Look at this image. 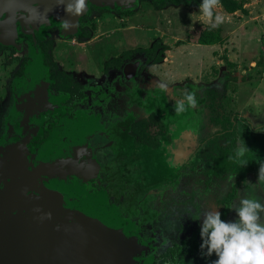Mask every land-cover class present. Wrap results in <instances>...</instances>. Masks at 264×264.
<instances>
[{"label": "flooded vegetation", "instance_id": "1", "mask_svg": "<svg viewBox=\"0 0 264 264\" xmlns=\"http://www.w3.org/2000/svg\"><path fill=\"white\" fill-rule=\"evenodd\" d=\"M149 1L160 13L169 5L197 8L172 3L157 8ZM39 4L0 12V264H64L58 236L66 229L58 225L60 232L52 231L61 222L98 233L101 225L107 264L116 235L119 251L131 252L129 264L211 263L201 250V230H194L210 208L225 221L226 197L212 206L204 197L216 198L231 175L237 181L235 173L215 170L228 139L212 122L217 111L209 98L179 115L170 103L183 98L185 89L207 98L210 88L192 82L182 89L169 86V80L176 82L169 65L174 60L165 58L172 48L162 40L130 50L120 39L126 49L115 55L111 7L88 1L66 31L67 19L52 11L40 16ZM102 16L108 25L100 40L93 36ZM68 41L77 44V54L65 47ZM155 43L167 49L152 52ZM153 116L146 129L156 138V149L139 144L137 134ZM143 153L155 156L160 166L152 165L150 172L161 179L168 174L171 181H145ZM187 231L191 235L185 238Z\"/></svg>", "mask_w": 264, "mask_h": 264}, {"label": "rangeland", "instance_id": "2", "mask_svg": "<svg viewBox=\"0 0 264 264\" xmlns=\"http://www.w3.org/2000/svg\"><path fill=\"white\" fill-rule=\"evenodd\" d=\"M95 5L99 8L111 7V30L113 28L116 29L115 33H112L111 39H114L113 43L118 47L115 55L121 54V52L126 49L123 46L132 50L135 49L136 46L146 47L150 46L156 40H162L164 44L168 45L169 48H172L167 52L165 57L167 60H174L172 64L168 63L169 65H173L171 67V79H175L176 82L181 80L177 83L174 82V80H169L172 81L168 84L169 86L178 84L179 88L182 89V87L186 86L189 82H192L197 86H206L210 88L208 98L211 99L212 96L217 95V106L222 104V107H219L218 109H225L227 111H233L234 113L240 110V103L243 102H249L255 106H263L264 98L261 97V94L258 96H252L253 94L251 90L258 84V81L250 82V84L248 81L241 83V80L239 82V78L243 76L241 74L244 70L247 71V75L252 74L251 78L254 79L258 77V73L260 72L250 71V69L253 66V61L258 63L264 58L262 56V52L264 53V41L262 39L264 38V0H249L247 4L248 6H246L248 14L239 12L238 14L229 15L224 11L222 6L217 9V11L225 17V22L222 23L223 31L224 35L228 36V41L222 46H206L197 43L199 32L203 25H205L200 20L198 14L199 8L188 9L185 7H173L169 5L166 10L160 13L154 9L153 4L149 0H135L131 3H123L121 5L117 3H114L113 5L95 3ZM122 11H134L135 14L134 16H128ZM193 13L197 14L192 15ZM107 21L106 16L101 17L97 23L99 24L98 31L94 33L95 35L93 37L101 36L100 40L103 38L104 30H106L108 25ZM242 22H245L244 26H242ZM119 28L131 29L122 31ZM115 39L117 40L115 41ZM120 39L123 42V46L121 45L122 43ZM66 44L73 46L74 48L67 47ZM64 45L76 53L75 48L77 47V44L73 45V42L68 41ZM83 49L86 51L90 50L88 45L84 46ZM224 55H227L228 58H233L236 64L234 63V65L227 66L222 58ZM217 58L220 61H218ZM258 58L262 59L259 60ZM240 65L242 66L239 67ZM186 77H191V79H183ZM241 85H243L242 95L240 94L241 91H239ZM165 86L167 85L165 84ZM168 88L171 89L172 87ZM177 95L179 94L177 93ZM173 101L174 100L170 102L171 106L173 105ZM208 114L209 112L206 111V117H208ZM262 115L264 116V113ZM247 127L249 130L246 128L245 131L239 130L238 133H230L228 136L240 134L239 137H250V141L246 145L249 149L254 151L257 142L252 144V141L254 138L259 140L260 137L258 136L259 134L251 133L253 132L251 126ZM230 151L227 149L224 150V152L228 154H231ZM233 153L235 154V151H233ZM259 155L261 157L259 156V158L255 160L254 152L250 153L248 159L251 162H249L246 167L241 168V166L239 167L235 165L231 173L236 174L237 181H230L228 177L226 187H223L221 192H217L216 198H209V196L204 197L205 200L210 202L211 206L215 205V203H213V201H215L214 199L226 197V222L238 219L237 214L232 207L236 202L238 203L239 198L244 194L246 187L244 182L249 181L251 183H258L259 171L255 169L253 170L251 167L253 166V163H257V160L264 161L262 158L263 154L259 153ZM254 160L255 162H253ZM176 161L177 160L174 162L176 165L185 162V160H180V162L177 163ZM197 162L199 163L200 161L197 160ZM156 166L160 168L159 164H156ZM248 172L254 173L250 175ZM193 193L190 195V199L193 198ZM214 194H216V192ZM250 194L264 200V188L258 187L255 193ZM168 197L172 198V196ZM187 205H189L188 202ZM203 207L205 206H200L199 209L202 210ZM191 219L190 223L194 221V218ZM199 230H201V227H197L194 231ZM180 231L183 230L181 229ZM190 235L191 233L187 231L186 234L184 232L183 237L186 238ZM211 258L212 260L209 264H212V261L218 257L213 254Z\"/></svg>", "mask_w": 264, "mask_h": 264}, {"label": "clouds", "instance_id": "3", "mask_svg": "<svg viewBox=\"0 0 264 264\" xmlns=\"http://www.w3.org/2000/svg\"><path fill=\"white\" fill-rule=\"evenodd\" d=\"M58 3L70 16H79L86 11L88 0H58ZM220 7L221 0H202L199 5L200 20L210 30L225 22V17L217 11ZM195 14L197 13L192 15ZM63 27L67 31L73 25L71 21L65 20ZM198 106L196 90L185 89L183 98L173 101V109L177 115ZM252 152L240 138L235 155L229 159L243 168L251 162L248 156ZM256 162L259 163L258 183L245 181L244 194L232 207L238 219L226 222L215 208L202 214L204 219L200 233L203 240L201 250L204 252L206 249L204 255L208 257L213 254L218 257L212 264H264V200L250 194L255 193L258 187L264 188V161ZM229 180L235 181V176H229Z\"/></svg>", "mask_w": 264, "mask_h": 264}, {"label": "trees", "instance_id": "4", "mask_svg": "<svg viewBox=\"0 0 264 264\" xmlns=\"http://www.w3.org/2000/svg\"><path fill=\"white\" fill-rule=\"evenodd\" d=\"M151 1L154 3V5L157 8L164 7V6L168 5L169 3L179 5V6L197 7L198 8L199 5L202 3V0H169L167 2H165V1L161 2L160 0H151ZM248 1L249 0H221V6L227 14L234 15L237 12H241L243 14H248V10L246 9V5L248 4ZM133 13H134V11H129V12H127V15H131ZM227 41H228V36L224 35L223 24H221L219 27H217L215 29H211V30L209 29V27L207 25H203V27L201 28V30L199 32L198 38H197V43H199L200 45H206V46H210V45L211 46H215V45L222 46ZM159 49H160V53H163L167 48L161 47V45L159 43H155L152 52H154L155 50L157 51ZM150 52H147V53L150 54ZM160 53H158V54H160ZM222 58L225 61V64L227 66L234 65V63L230 62L227 55H224ZM161 60H162V58H158V61H161ZM244 79L246 80L247 78H244ZM197 100H198V104H203L205 102L208 103V97L202 98L199 94H197ZM210 101H211L210 102L211 110L213 112H215V110L217 111V114L216 115L213 114V116L211 117L212 122L217 124L218 126H221L222 132L225 134V135L224 134L223 135L226 136L228 139V147L226 149L229 151L231 150L230 151L231 154L223 152L222 155L217 156L215 158V160H216L215 170L218 173V175H220V172H221V174L225 173L228 175L232 172L233 167L236 165V162L229 159V157L235 155L233 153V151H235L237 148L236 146H237V143L239 140V135H240V134H237L234 136H228V134L238 133V131H239L238 120H240L239 114L234 113L233 111L224 110L223 114L220 115V112H218L219 107H217V95L212 96ZM154 120H155L154 116L152 118H150L149 120H147V122L143 124L141 130L137 134L141 136L140 139L142 142H138L139 144L142 143L143 145H148L149 147L156 149L159 146V144H158L156 138L152 137L151 133L148 132L146 129L148 127V124L153 123ZM170 137H171V135L168 136L169 139H170ZM259 137L263 138V136H261V135ZM141 156L142 157L144 156L142 158V161H143L142 166L144 165L143 166L144 168L148 167V168H145L144 171L142 172V175H145V178H146L145 181H147V182L171 181L172 178L168 174L166 177L161 179V177L159 175L157 177L155 172H153V171L150 172V170L154 169V166H152V165L156 164V163H154L155 159H156L155 156L151 155L150 153H148V155H145V153H143ZM141 156H139V157H141ZM151 157H153V158H151ZM253 167L255 170L259 171V165L258 166L253 165L251 168H253ZM146 171H148V173H145ZM152 175L153 176L156 175L154 177L155 179L152 178ZM122 176H124V174H121L120 177H122Z\"/></svg>", "mask_w": 264, "mask_h": 264}, {"label": "water", "instance_id": "5", "mask_svg": "<svg viewBox=\"0 0 264 264\" xmlns=\"http://www.w3.org/2000/svg\"><path fill=\"white\" fill-rule=\"evenodd\" d=\"M93 3H99L104 5H113L117 3L119 5L123 3H131L135 0H88ZM40 2L37 7V12H41L40 16L44 14V12H56L65 19L71 21L72 25L78 21V19L85 13L79 16H70L67 14L63 8V6L59 5L58 0H0V12L7 11L8 13L13 9H23L27 8L29 3ZM42 9V10H40ZM62 223H65L63 225ZM55 228L52 230L60 232L59 226H63L66 229V233L59 234V239L62 241V246L65 248L62 253L65 260L64 264H107L108 263V255L106 246V241L103 233H98L97 231H93L91 229H83L80 230L75 224L71 222H61V224L56 223ZM121 236L116 235V237H112L113 241H115L113 245V249H111V264H129L131 258V252L126 249L121 250L120 258L115 262L119 246L121 247ZM57 259V252H51V260Z\"/></svg>", "mask_w": 264, "mask_h": 264}, {"label": "crops", "instance_id": "6", "mask_svg": "<svg viewBox=\"0 0 264 264\" xmlns=\"http://www.w3.org/2000/svg\"><path fill=\"white\" fill-rule=\"evenodd\" d=\"M246 6H248V5H246ZM238 13L239 12H237L236 14H238ZM229 15H231V14H229ZM263 17H264V15H263ZM242 23H243L242 26H244L245 22H242ZM259 41H260V39H259ZM262 56L264 57L263 52H262ZM258 59L261 60L262 58H258ZM217 60H218V58H217ZM229 60H230V62L236 64V62L234 61L233 58H229ZM218 61H220V60H218ZM252 64H253V66L250 69V71H257V72L260 71L258 73V77H256V79L251 78L252 74L247 75L246 74L247 71L244 70L241 74L243 76L241 78H239V82H240V80H241V83L248 81V83L250 84V82L258 81V84L256 86H254V87L252 86L253 87V89L251 90L252 94H253L252 96H258L259 94H261V97L264 98V58L261 60V62L257 63L255 61H253ZM258 65H259V67H258ZM241 66L242 65H240L239 67H241ZM244 78H247V79L245 80ZM237 81H238V79H237ZM242 90H243V85H241V87L239 88V91H241V93H240L241 95H242ZM263 103H264V101H263ZM262 105L263 106H261V105L255 106L253 104H250L249 102H246V103L243 102V103H240V110L236 112L237 114H239V119L241 120V121L239 120L240 122H238L240 127H244L246 125L251 126L252 131L255 134H259V136L260 135L264 136V116L262 115L264 113V104H262ZM240 138H242L245 142H248V143L250 141V137H246V138L245 137H239V139ZM254 142H257L256 147L254 148L255 154H257V156H260L259 153H262L263 154L262 158L264 159V138H260L259 140H256L254 138V140L252 141V144ZM253 173H248V174L252 175Z\"/></svg>", "mask_w": 264, "mask_h": 264}, {"label": "bare ground", "instance_id": "7", "mask_svg": "<svg viewBox=\"0 0 264 264\" xmlns=\"http://www.w3.org/2000/svg\"><path fill=\"white\" fill-rule=\"evenodd\" d=\"M98 229L97 230H99L101 233L103 232L102 230H101V225H97L96 226ZM104 238H105V236H104ZM106 240V239H105ZM112 238H111V242H112ZM120 256H121V253L118 251V254H117V256H116V258L114 259V261L116 262L119 258H120Z\"/></svg>", "mask_w": 264, "mask_h": 264}, {"label": "built area", "instance_id": "8", "mask_svg": "<svg viewBox=\"0 0 264 264\" xmlns=\"http://www.w3.org/2000/svg\"><path fill=\"white\" fill-rule=\"evenodd\" d=\"M263 40H264V38H263Z\"/></svg>", "mask_w": 264, "mask_h": 264}]
</instances>
